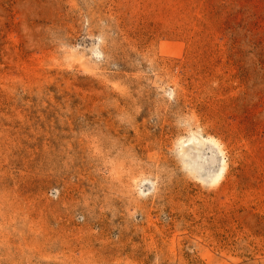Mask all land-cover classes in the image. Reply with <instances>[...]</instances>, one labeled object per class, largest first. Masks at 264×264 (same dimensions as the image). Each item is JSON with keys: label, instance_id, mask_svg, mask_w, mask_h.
<instances>
[{"label": "rangeland", "instance_id": "1", "mask_svg": "<svg viewBox=\"0 0 264 264\" xmlns=\"http://www.w3.org/2000/svg\"><path fill=\"white\" fill-rule=\"evenodd\" d=\"M0 264H264V0H0Z\"/></svg>", "mask_w": 264, "mask_h": 264}, {"label": "bare ground", "instance_id": "2", "mask_svg": "<svg viewBox=\"0 0 264 264\" xmlns=\"http://www.w3.org/2000/svg\"><path fill=\"white\" fill-rule=\"evenodd\" d=\"M224 164V163H223ZM224 169V168H223ZM222 172V171H221ZM219 174V173H218ZM216 177V176H215Z\"/></svg>", "mask_w": 264, "mask_h": 264}]
</instances>
